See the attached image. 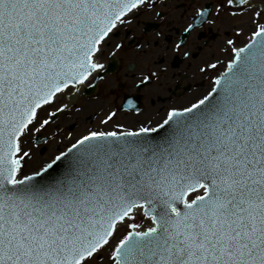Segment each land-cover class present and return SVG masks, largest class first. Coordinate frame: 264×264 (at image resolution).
<instances>
[{
  "label": "snow or ice",
  "instance_id": "1",
  "mask_svg": "<svg viewBox=\"0 0 264 264\" xmlns=\"http://www.w3.org/2000/svg\"><path fill=\"white\" fill-rule=\"evenodd\" d=\"M144 4L0 0V264H264V0H219L253 27L243 47L225 41L233 55L207 91L158 119L127 99L131 124L40 158L45 129L80 111L48 109L102 79L103 45Z\"/></svg>",
  "mask_w": 264,
  "mask_h": 264
},
{
  "label": "flooded vegetation",
  "instance_id": "2",
  "mask_svg": "<svg viewBox=\"0 0 264 264\" xmlns=\"http://www.w3.org/2000/svg\"><path fill=\"white\" fill-rule=\"evenodd\" d=\"M214 2L145 0L144 5L126 14L125 23L114 30L115 34L103 45V55L98 57L105 65L100 73L102 79L93 81L90 93L81 92L76 96L73 92L76 98L81 97L85 102L78 112H86L79 118L90 123L88 130H111L117 121L131 124L135 113L126 106L127 99H132L145 115L158 119V110L163 115L170 105L187 104L210 88L214 77L233 54L231 47L225 44L233 36L226 29L221 31V27L217 28L219 20ZM208 3H212V8L207 19L202 23L197 20L195 30L185 32L187 25L196 21L198 12ZM222 37L225 38L221 40ZM181 41L183 43L177 49L176 45ZM117 43L122 47L116 48ZM186 52L187 57L184 55ZM206 62L217 63L216 70L208 69L201 73L199 69L206 67ZM149 73H155L156 78L138 88L142 78ZM177 82L179 88L175 87ZM66 97L72 99L71 106L76 98ZM150 97L155 99V104L150 103ZM121 104L125 105L123 110H120ZM109 111H116L117 117L105 126L100 121ZM63 123L69 131L75 127L69 120ZM42 137L46 141L47 137Z\"/></svg>",
  "mask_w": 264,
  "mask_h": 264
},
{
  "label": "rangeland",
  "instance_id": "3",
  "mask_svg": "<svg viewBox=\"0 0 264 264\" xmlns=\"http://www.w3.org/2000/svg\"><path fill=\"white\" fill-rule=\"evenodd\" d=\"M254 3H258L259 0H253ZM214 10L217 12V28L221 27V31L226 29L229 35L233 36L232 40L234 41V46H238L242 44L248 37L251 35V29L253 27V23L249 20V16L251 15L250 11L240 12L238 8H232L230 11H219V0H215ZM227 8L228 6L225 5ZM235 11L236 16L233 17L230 12ZM229 15V16H227ZM224 25L225 27H222ZM239 25V27H237ZM225 37H222L223 40ZM230 54V52H228ZM61 102L66 103V98L61 96L56 105H53L52 108H49L48 111H53L56 106H58ZM85 102L80 98H76L73 102L75 104L76 109H79L82 104ZM82 114V115H81ZM86 114V112H74L68 111L57 117L56 121L52 123L45 131L41 134V136L47 137L46 141L40 143L37 147L39 148L46 147L47 151L43 152V156L40 157L42 159H46L51 152H54L56 148L63 149L65 145L72 142L73 137H79L82 133H85L88 128H90V123L87 121H83L82 117ZM43 115V113H42ZM81 115V116H80ZM69 120L70 122L75 124V127L71 129V131L66 129L65 122ZM59 125V128L57 127ZM61 126V127H60ZM63 126V127H62ZM137 222L141 224L147 223L146 219L141 220L140 216L137 215ZM123 231V229H121ZM95 264H106V261H96Z\"/></svg>",
  "mask_w": 264,
  "mask_h": 264
},
{
  "label": "water",
  "instance_id": "4",
  "mask_svg": "<svg viewBox=\"0 0 264 264\" xmlns=\"http://www.w3.org/2000/svg\"><path fill=\"white\" fill-rule=\"evenodd\" d=\"M250 39H251V38H250ZM250 39H249V40H250ZM249 40H248V41H249ZM245 43H246V42H245ZM245 43H244V44H245ZM244 44H242L241 47H243ZM224 70H225V69H224ZM224 70H223V71H224ZM84 92H85V93H89V92H90V89L88 88L87 90H84ZM63 97L66 98L65 95H64ZM41 140H42V139H41Z\"/></svg>",
  "mask_w": 264,
  "mask_h": 264
}]
</instances>
